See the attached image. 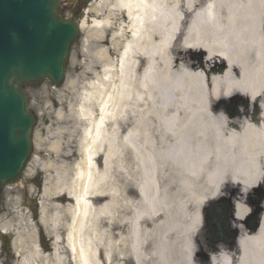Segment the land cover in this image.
<instances>
[{"label": "bare ground", "instance_id": "1", "mask_svg": "<svg viewBox=\"0 0 264 264\" xmlns=\"http://www.w3.org/2000/svg\"><path fill=\"white\" fill-rule=\"evenodd\" d=\"M78 23L103 48L75 110L86 142L42 166L36 219L19 202L0 216L17 264H264V212L247 219L264 187V0H94ZM221 198L238 237L207 261L199 213Z\"/></svg>", "mask_w": 264, "mask_h": 264}, {"label": "water", "instance_id": "2", "mask_svg": "<svg viewBox=\"0 0 264 264\" xmlns=\"http://www.w3.org/2000/svg\"><path fill=\"white\" fill-rule=\"evenodd\" d=\"M61 0H0V191L21 178L33 153L36 118L24 90L49 79L61 85L80 34L77 22L58 13ZM264 192L248 225L257 228ZM209 216H234L230 200L208 209ZM230 219H208L213 244L236 239Z\"/></svg>", "mask_w": 264, "mask_h": 264}, {"label": "rangeland", "instance_id": "3", "mask_svg": "<svg viewBox=\"0 0 264 264\" xmlns=\"http://www.w3.org/2000/svg\"><path fill=\"white\" fill-rule=\"evenodd\" d=\"M69 1L63 0L61 9L63 15L73 20H79L87 12L89 5L94 0H77L76 4L84 6V10L81 9L79 11L76 10L77 6L71 8ZM86 36L87 33L81 30L69 56L65 81L61 86H53L46 80L41 84L26 87L30 108L34 111L37 118L33 139L34 156L37 158H33L34 161L32 159L33 163L32 161L30 162L20 181L4 188L3 194L0 195V216L2 218H11V211L14 210L16 203L19 202V209L24 210V212L27 210V214L36 219L40 213L39 202L47 183L46 172L42 170V166L50 163L60 165L62 163V159H59L61 153L70 154L68 159H75L76 162L81 159V149L86 142V135H83L85 124L80 123L76 118L75 110L77 111L84 91L88 89L89 83L93 80L94 75L91 73V69L94 56L103 49L102 47H90L83 44L82 39ZM195 54L200 59H205L203 53L196 52ZM113 56L114 58L117 57V52ZM98 71H101V68ZM239 105L240 102L236 99L230 100L228 102V110L235 112ZM98 162L101 163V159L98 158ZM130 169L132 173L135 172L133 167ZM124 177L125 180H130L128 182H132L127 172ZM263 189L261 191H264ZM256 194L257 191L252 190L248 198H257ZM105 199L99 198L95 199V201L100 203ZM42 200L47 201L43 197ZM212 203L210 202L206 205L211 206ZM229 224L230 227L234 228L232 219H230ZM205 233L202 228L197 234V239L202 241L201 244L204 248H206L204 243ZM50 239L51 237L46 234L45 240L48 244L52 243ZM15 259L13 264L18 263V259Z\"/></svg>", "mask_w": 264, "mask_h": 264}, {"label": "flooded vegetation", "instance_id": "4", "mask_svg": "<svg viewBox=\"0 0 264 264\" xmlns=\"http://www.w3.org/2000/svg\"><path fill=\"white\" fill-rule=\"evenodd\" d=\"M69 2H70V5H71L70 6L71 8L77 6V9H76L77 11L81 10V8L83 7V6L79 5V4H76L74 2H71V0ZM62 7H63V4L61 6V9H62ZM212 218L213 217L204 216L201 219H212ZM217 218L223 219V217H217ZM231 219H235V218H231ZM206 246H207V250H206L207 253L204 256H206V258L209 259L210 258V255H211V252L210 251H214L215 248L210 245L208 239H206ZM1 249L2 250L0 251V256H1L2 262H4L5 264H7L8 262H13L14 257L12 255V249H11L10 240H9L8 237H5L2 240Z\"/></svg>", "mask_w": 264, "mask_h": 264}]
</instances>
